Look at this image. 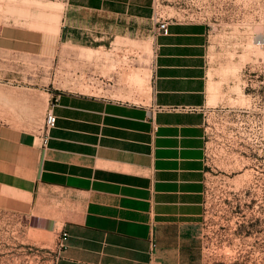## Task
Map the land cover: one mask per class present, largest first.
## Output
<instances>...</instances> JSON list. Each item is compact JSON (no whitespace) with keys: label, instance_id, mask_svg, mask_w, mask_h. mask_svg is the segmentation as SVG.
Returning a JSON list of instances; mask_svg holds the SVG:
<instances>
[{"label":"crops","instance_id":"0c3cea01","mask_svg":"<svg viewBox=\"0 0 264 264\" xmlns=\"http://www.w3.org/2000/svg\"><path fill=\"white\" fill-rule=\"evenodd\" d=\"M187 6L0 0L8 53L54 65L23 87L46 89L45 123L58 118L45 144L43 125L14 122L30 101L0 115V210L68 233L56 264H205L210 122L225 106L211 64L238 31Z\"/></svg>","mask_w":264,"mask_h":264},{"label":"rangeland","instance_id":"374dc122","mask_svg":"<svg viewBox=\"0 0 264 264\" xmlns=\"http://www.w3.org/2000/svg\"><path fill=\"white\" fill-rule=\"evenodd\" d=\"M233 1L223 22L238 32L216 41L211 64L221 85L213 91L223 93L225 106L210 122L201 240L205 264H264V0ZM10 50L0 40V115L19 112L15 99L30 101L32 118L14 122L33 130L43 125L44 135L46 89L23 85L42 80L47 67L54 78V65ZM61 251L55 231L0 210V264H56Z\"/></svg>","mask_w":264,"mask_h":264},{"label":"built area","instance_id":"2783aa9c","mask_svg":"<svg viewBox=\"0 0 264 264\" xmlns=\"http://www.w3.org/2000/svg\"><path fill=\"white\" fill-rule=\"evenodd\" d=\"M188 3L187 8L191 11L192 8L197 9V13H191V21H203L207 23H222L228 12L225 9L233 7V0H185ZM227 13V14H226ZM168 23L161 24V30L167 33ZM57 116L53 109L49 110L44 129V141L48 143L51 132L57 127ZM46 148V147H45ZM69 237L68 233H63L60 237L62 250L66 245Z\"/></svg>","mask_w":264,"mask_h":264},{"label":"bare ground","instance_id":"6f19581e","mask_svg":"<svg viewBox=\"0 0 264 264\" xmlns=\"http://www.w3.org/2000/svg\"><path fill=\"white\" fill-rule=\"evenodd\" d=\"M262 41V40H261Z\"/></svg>","mask_w":264,"mask_h":264}]
</instances>
